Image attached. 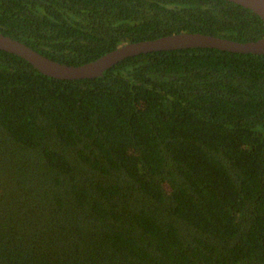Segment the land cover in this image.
Here are the masks:
<instances>
[{"label":"trees","instance_id":"16d2710c","mask_svg":"<svg viewBox=\"0 0 264 264\" xmlns=\"http://www.w3.org/2000/svg\"><path fill=\"white\" fill-rule=\"evenodd\" d=\"M68 65L182 32L247 42L229 0H0ZM0 264H264V54L129 56L59 79L0 49Z\"/></svg>","mask_w":264,"mask_h":264},{"label":"water","instance_id":"95a60500","mask_svg":"<svg viewBox=\"0 0 264 264\" xmlns=\"http://www.w3.org/2000/svg\"><path fill=\"white\" fill-rule=\"evenodd\" d=\"M229 1L253 10L264 20V0ZM199 47L216 48L239 53L264 54V36L257 40L242 42L200 32H182L153 40L128 43L94 61L75 66L53 60L34 50L24 42L0 32V49L23 57L45 75L68 80L102 76L111 66L129 56L140 53Z\"/></svg>","mask_w":264,"mask_h":264}]
</instances>
